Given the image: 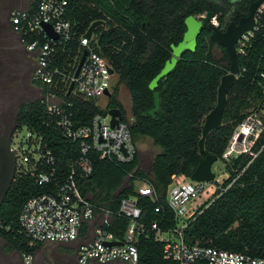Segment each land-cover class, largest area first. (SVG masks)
I'll return each mask as SVG.
<instances>
[{
	"label": "trees",
	"instance_id": "obj_1",
	"mask_svg": "<svg viewBox=\"0 0 264 264\" xmlns=\"http://www.w3.org/2000/svg\"><path fill=\"white\" fill-rule=\"evenodd\" d=\"M252 1L66 0L65 17L72 25L73 37L58 49V65L63 58L72 60L78 49V39L90 23L103 20V24L93 30L89 45L109 61L118 83L125 85L130 96L128 120L115 92L108 97L104 109L98 107L97 99L62 94L65 101L72 102L75 122L87 124L94 114H105L107 108L118 107L132 141L135 143L139 137L147 136L159 148L147 171L140 167L138 153L126 162L100 158L94 150L88 153L91 172L79 178L77 185L98 212L109 210L113 214L107 230L116 237H122L129 222L116 215L123 197L137 198L141 221L157 220L163 231L174 228L173 213L166 204L172 176L189 177L206 153L220 159L247 111H260L264 104V4L256 17V29L242 50L237 51L240 72L227 92L221 125L205 137L203 153L198 149L203 118L216 102L220 77L228 71L230 61L224 47L210 39V28L200 29L195 50L183 51L174 67L158 81L155 91L159 107L153 117L146 114L153 107V90L148 84L170 58V45L182 39L186 29L184 18L187 15L200 18L210 11L215 15L217 26L224 28L230 21L237 22L246 15ZM28 6H34L33 0H29ZM5 33L0 28V39L7 37ZM216 46L220 48V55L214 52ZM37 86L42 91L46 89L40 84ZM47 121L46 109L39 97L20 105L11 132L25 127L39 135L43 145L58 158L61 178L68 164L77 157L78 147L51 124L47 125ZM262 124V131L249 151L232 158L226 168L228 176L188 218L182 231L186 242L264 257V117ZM137 181L153 188L155 200L137 193ZM56 188L54 181L38 184L30 172L18 174L15 171L0 204V239L5 242L6 249L22 257L35 255L43 247L42 243L30 244L20 232L18 213L29 197ZM155 205L161 206L159 212L154 211ZM136 245L138 264H168L162 244L155 241L153 233L139 235Z\"/></svg>",
	"mask_w": 264,
	"mask_h": 264
},
{
	"label": "built area",
	"instance_id": "obj_2",
	"mask_svg": "<svg viewBox=\"0 0 264 264\" xmlns=\"http://www.w3.org/2000/svg\"><path fill=\"white\" fill-rule=\"evenodd\" d=\"M33 2V7L14 9L11 12V27L19 35L22 47L35 56L31 80L36 85L46 87L44 91L40 89V101L46 109L47 125L51 124L66 140L77 143L78 155L59 178L58 158L51 149L43 145L39 135L28 131L27 139L16 144L11 139L10 148L15 156V171L18 174L30 172L38 184L52 181L57 183L55 191L26 199L18 213L20 232L29 239V243H76L75 258L79 264L92 262L138 264L137 237L153 233L155 241L162 244V253L168 264H264V257L197 242L188 243L184 240L182 231L188 218L201 205V201L207 200L219 187V184L215 186L213 181L190 180L184 175L180 181L177 175L172 176V183L166 192V204L172 211L175 221V227L172 229L161 230L160 222L157 220L149 223L141 221L142 211L137 198L130 196L120 199L116 213L117 216L127 218L129 221L122 237L118 238L107 230L113 214L109 210L98 212L81 193L77 180L91 172L88 155L91 150L96 151L100 158L126 162L137 153L136 144L132 141L127 122L121 117L112 127L111 116L107 111L105 114H94L87 124H77L74 120L72 102L65 101L61 95L67 94L68 87L73 82L69 95L85 99L106 96L105 91L110 92L111 79L116 73L114 70L110 73L109 69L112 67L109 61L89 45L93 33L91 38L80 36L78 49L72 60L63 58L61 65H58L60 57L58 49L64 47L73 37L72 25L65 17L66 0ZM263 4L259 6L256 17ZM212 21L217 26L216 19L213 18ZM41 23L50 24L57 38L48 36ZM252 31L242 35L238 40L237 51L242 50ZM83 50L87 53L74 77ZM262 76L264 77V73ZM262 127L261 115L257 112L250 113L235 128L222 156L227 158L248 152ZM247 143L249 147L238 146ZM136 183H141V186L136 184L139 195L155 200V192L148 183L141 181ZM200 197L203 199L199 200ZM160 210L161 206L155 205L154 211ZM95 219L91 232L82 230L83 226L86 229ZM80 236L83 240H77ZM32 257V254L22 256L25 263H29Z\"/></svg>",
	"mask_w": 264,
	"mask_h": 264
},
{
	"label": "rangeland",
	"instance_id": "obj_3",
	"mask_svg": "<svg viewBox=\"0 0 264 264\" xmlns=\"http://www.w3.org/2000/svg\"><path fill=\"white\" fill-rule=\"evenodd\" d=\"M29 0H0V28L1 31L5 30L7 37L0 39L1 51H0V113L3 114L5 123L8 128L15 125V113L22 103L33 101L41 96L40 88L34 84L31 80V71L35 64V56L32 53H28L20 44L18 34L14 32L10 25L11 12L14 9H26L28 7ZM8 28V30H7ZM214 52L220 55V48L217 46L214 48ZM25 56L30 59L31 69L29 77H27V71L29 65L26 64ZM117 87V89H115ZM115 92L118 100L122 103L125 109V118L130 119V96L127 88L123 83H118V76L114 74L111 79L110 93ZM108 96H101L97 99V105L99 108L104 109L107 105ZM261 117H264V104L259 112ZM250 113L247 111L248 116ZM12 129V128H11ZM11 133V131H10ZM28 130L22 127L19 130H15L12 134H9L10 141L13 143L24 141L27 139ZM137 147V153L139 156V165L144 170H149L151 161L155 154L159 151V148L153 145L151 138L147 136H141L135 141ZM239 147H249V143L246 145L238 144ZM230 156L220 159L212 164L211 170L214 172V180L212 183L218 185L228 176L226 170L227 166L231 163L232 158ZM141 186V183H136ZM203 199L200 197L199 200ZM198 200V201H199ZM205 201V200H203ZM201 201V202H203ZM43 247L36 252L38 260L34 264H47L44 256L57 255V258L62 260L67 259L62 264H79L76 263L74 257V249L69 243H42ZM5 242L0 239V264H15L14 254H18L14 251H10L5 248ZM5 253V254H4ZM14 256V257H13ZM21 258V255H18ZM55 256V255H54ZM14 259V261H13ZM19 262V261H18ZM20 261V264H24ZM33 264V262L29 263ZM90 264V263H87Z\"/></svg>",
	"mask_w": 264,
	"mask_h": 264
},
{
	"label": "water",
	"instance_id": "obj_4",
	"mask_svg": "<svg viewBox=\"0 0 264 264\" xmlns=\"http://www.w3.org/2000/svg\"><path fill=\"white\" fill-rule=\"evenodd\" d=\"M264 3V0H254L250 2L248 7V13L241 16L237 23L230 21L224 29L219 28L213 24V18L215 15L213 12H207L201 18L194 15H187L184 18L185 31L182 39L177 44H171V56L164 62V65L159 72L150 80L148 87L153 90V107L147 111L146 114L152 117L155 111L159 107L158 92L155 91L158 81L163 78L176 64V61L180 54L185 50L194 51L196 47V38L202 27H208L212 30L210 39L218 45L224 47L229 56V68L228 71L220 77L219 84L217 86L216 102L212 109L205 114L202 122L201 137L198 140V149L200 153L204 152V140L206 135L213 129L221 125L222 115L227 103V92L230 86L235 81L237 75L240 72V68L237 62V49L236 44L242 35L252 31L256 28V13L259 6ZM103 24V20H94L90 23L84 37L91 38L93 30ZM42 29L53 39L57 38V34L54 32L52 26L48 23H41ZM87 51L83 50V53L77 63L74 71V77H76L81 63L84 60ZM110 73L113 69H109ZM73 82L70 83L66 95H69L72 90ZM106 96H110L108 90L105 91ZM107 113L111 116V126L117 124L118 120L122 117L121 110L118 107L107 108ZM216 161V156L210 153H206L200 158L193 172L190 174L189 179L195 181H207L214 180V172L211 170L212 164ZM15 173V156L10 148V139L8 137L0 136V204L11 184V181ZM116 243V242H113ZM120 243V242H119Z\"/></svg>",
	"mask_w": 264,
	"mask_h": 264
},
{
	"label": "flooded vegetation",
	"instance_id": "obj_5",
	"mask_svg": "<svg viewBox=\"0 0 264 264\" xmlns=\"http://www.w3.org/2000/svg\"><path fill=\"white\" fill-rule=\"evenodd\" d=\"M235 23H237V22H235ZM221 29H224V28H221ZM25 61H26V64L29 65V70L27 71V77H29L30 69H31L30 59L27 56H25ZM11 128H8L7 123H5L3 114L0 113V136L8 137L10 139L9 134H12V132L10 133ZM70 246H72V248L74 249V257H75V246H76V243H73ZM18 255L19 254H17V255L14 254L15 260H16L15 264H20V261H22L24 264H29L31 262H33V264H34L38 260V257L35 254V255H33L32 260L29 263H25L22 257L18 260V258H19ZM57 255L61 256L60 254H53L51 256H44V259H46L47 264H62V263H65L67 261V259H64V257H62V260H60L59 258H57ZM13 261H14V259H13ZM75 261H76V263H78L76 258H75ZM90 264H115V263H96V262H92Z\"/></svg>",
	"mask_w": 264,
	"mask_h": 264
},
{
	"label": "crops",
	"instance_id": "obj_6",
	"mask_svg": "<svg viewBox=\"0 0 264 264\" xmlns=\"http://www.w3.org/2000/svg\"><path fill=\"white\" fill-rule=\"evenodd\" d=\"M178 176V180H182L183 179V175H177ZM184 180H186V179H184ZM97 220H98V218H97ZM95 222H96V219H95V221L93 220V221H91L90 223H89V225L86 227V229L85 230H88V231H92V229H93V227H94V224H95ZM77 240H83V237L82 236H80Z\"/></svg>",
	"mask_w": 264,
	"mask_h": 264
}]
</instances>
